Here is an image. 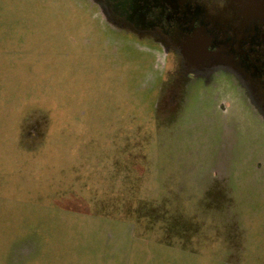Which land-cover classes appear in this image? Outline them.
I'll return each mask as SVG.
<instances>
[{"label": "rangeland", "instance_id": "rangeland-1", "mask_svg": "<svg viewBox=\"0 0 264 264\" xmlns=\"http://www.w3.org/2000/svg\"><path fill=\"white\" fill-rule=\"evenodd\" d=\"M103 3L0 0V264H264L256 77Z\"/></svg>", "mask_w": 264, "mask_h": 264}, {"label": "flooded vegetation", "instance_id": "flooded-vegetation-1", "mask_svg": "<svg viewBox=\"0 0 264 264\" xmlns=\"http://www.w3.org/2000/svg\"><path fill=\"white\" fill-rule=\"evenodd\" d=\"M170 1L172 5L171 8L168 6V2L170 3ZM215 1L216 4L213 5L215 7L211 11L205 6L195 3V0H104L103 4L108 7L112 6L116 13H119L118 17L122 16L123 18H129L144 27H152L158 22V26H161L165 33L178 38L182 35L189 36L182 43V51L188 56V59H192L196 64L202 63L207 56L206 45L200 39L202 34H210L215 37L225 36V38L218 43H213L214 40L212 39L211 44H215V47L220 49V53L226 54L227 52H232L234 58L238 60L237 62L235 60V62L239 63V68L247 73L251 72L253 76L256 77L254 83L264 92V0H251L249 4L244 3L241 9L244 11L245 17L236 28L241 27L243 31H246V37L243 36L240 40H236L234 35H236L235 32L243 33V31L239 32V30L235 29L236 31L234 30L229 32L230 34H227V26L223 20H221L223 23L222 30L216 31L210 28L217 27V25H219L218 23L216 26H211L210 23L212 24V21L210 19H203V14L206 15L210 12V14L219 15L220 10L216 8L222 6V0ZM222 10L225 11L226 9L223 8ZM216 17L211 16L210 18ZM231 19L233 21L235 20L233 18ZM201 22H203V30L206 33L201 34L198 31H194L195 28L193 27H196V24H200ZM206 26L210 28L208 29ZM224 26L226 28H224ZM234 41H236L240 47L248 46L246 51L242 50L241 52L246 55L251 54V59L253 55L254 60L252 59V61H249L247 57L235 50V48L232 47ZM246 42L249 45L245 44ZM223 43L226 44L227 49H225L223 45H220ZM211 49H213V46ZM207 64H213L219 67L222 65V62L212 58L209 59ZM245 79H247L246 76ZM249 81H252L250 76Z\"/></svg>", "mask_w": 264, "mask_h": 264}]
</instances>
